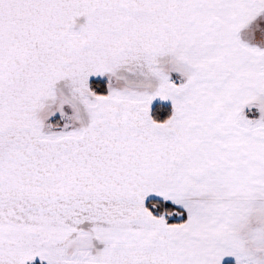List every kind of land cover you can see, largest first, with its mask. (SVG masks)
<instances>
[{
  "label": "snow or ice",
  "instance_id": "6c2138e0",
  "mask_svg": "<svg viewBox=\"0 0 264 264\" xmlns=\"http://www.w3.org/2000/svg\"><path fill=\"white\" fill-rule=\"evenodd\" d=\"M0 264H264V0H0Z\"/></svg>",
  "mask_w": 264,
  "mask_h": 264
}]
</instances>
